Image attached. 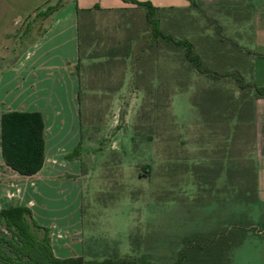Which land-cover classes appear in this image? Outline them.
Masks as SVG:
<instances>
[{"label":"rangeland","instance_id":"rangeland-1","mask_svg":"<svg viewBox=\"0 0 264 264\" xmlns=\"http://www.w3.org/2000/svg\"><path fill=\"white\" fill-rule=\"evenodd\" d=\"M69 6L70 0L50 21L29 22L26 36L20 28L0 41L2 82L12 77L13 57L36 43L61 58L75 53ZM154 17L160 36L151 35L143 17L138 50L127 46L142 72L126 75V88L117 93L125 105L112 104L108 75L94 72L102 67L88 66L81 75L79 115L61 123L70 136L78 126L81 174L42 188L48 215H59L57 226L68 225L66 235L83 247L125 262L264 264V198L255 183L252 124L264 66L247 53L248 17L191 7ZM55 19L62 23L53 26ZM174 42L189 45L198 62ZM71 72L78 75L77 62ZM90 118L103 122L89 129Z\"/></svg>","mask_w":264,"mask_h":264},{"label":"crops","instance_id":"crops-1","mask_svg":"<svg viewBox=\"0 0 264 264\" xmlns=\"http://www.w3.org/2000/svg\"><path fill=\"white\" fill-rule=\"evenodd\" d=\"M67 1L61 0L56 10L46 18H39L40 22L56 17ZM136 1L149 3L155 9V14L159 11L194 8L190 4L192 2L195 9L200 11L233 12L242 17L247 16V53L252 55L251 59H255L259 66H264V0ZM56 3L57 0H0V41H6L14 30L18 31L20 28L26 36L28 24L35 20V15ZM68 9L70 12H67L65 18L75 30V53H65V56L62 54L61 58L58 53H44L36 43L30 46L31 52L28 50L13 57L10 63L12 77L5 78L3 82L0 79V114L9 111L37 112L43 124V162L35 174L21 176L7 168L0 157V209L8 206L25 207L37 225L57 229L56 233H49V245L54 258L80 257L83 261L92 262L124 261V258H109L108 255L97 254L90 244L83 247L81 241L73 240V234L67 236L68 225L61 228L56 224V221L61 220L60 216L52 213L53 211L52 216L48 215L50 209L45 206L46 197L42 188L56 179L74 180L81 174L78 158H67L69 152L77 147L78 126L75 125V131L70 136V131L67 133L62 130L61 123L75 121L79 115L77 93L80 89V77L86 73L85 68L94 65L102 67V70L94 72L100 71L108 75L112 104L115 107L125 105L117 93L126 88L127 74L142 72L141 63L135 65L131 52L129 56L126 52L127 46L133 53L138 50L139 44L135 37L142 28L144 11L122 0H70ZM60 23L62 20L55 19L53 26ZM78 31L85 48L82 53H79ZM44 34L43 31L42 35ZM55 38L56 36L52 39ZM102 41L105 44L99 45ZM131 41L133 44L129 45ZM101 56L103 58L96 62ZM76 62L78 75L75 76L71 67ZM256 87H264V82ZM137 89H141V86ZM252 110L255 183L260 196L264 198V95L253 100ZM100 120L102 121L88 119L87 128L90 129L94 122ZM77 211L80 212V207L75 206V212Z\"/></svg>","mask_w":264,"mask_h":264},{"label":"trees","instance_id":"trees-1","mask_svg":"<svg viewBox=\"0 0 264 264\" xmlns=\"http://www.w3.org/2000/svg\"><path fill=\"white\" fill-rule=\"evenodd\" d=\"M56 5L46 7L35 15L36 18H46L56 8ZM134 7L142 8L144 19L153 37L160 36L155 9L147 2L122 0ZM195 8L194 4L190 3ZM185 47V55L189 60L198 62L190 53V46L174 42ZM256 97L264 95V87L256 88ZM255 97V98H256ZM43 124L37 112L9 111L0 114V157L2 163L21 176H31L41 167L43 162ZM77 148V147H76ZM76 148L71 155L76 154ZM39 233V234H38ZM38 234V235H37ZM0 264H150L146 261L92 262L83 261L80 257L66 259L54 258L49 245V234L45 228L37 225L30 212L25 207L8 206L0 209Z\"/></svg>","mask_w":264,"mask_h":264}]
</instances>
